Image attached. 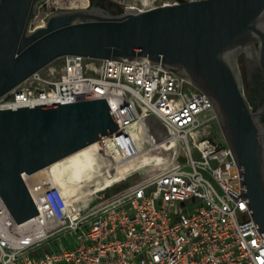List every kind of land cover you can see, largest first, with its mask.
Returning <instances> with one entry per match:
<instances>
[{
    "label": "built area",
    "instance_id": "2783aa9c",
    "mask_svg": "<svg viewBox=\"0 0 264 264\" xmlns=\"http://www.w3.org/2000/svg\"><path fill=\"white\" fill-rule=\"evenodd\" d=\"M97 98L118 126L96 148L135 157L131 124L147 118L145 136L160 130L145 146L175 139L172 159L86 208L43 174L23 172L37 213L16 222L0 197V264H264V232L241 196L239 167L211 132L213 105L185 78L147 60L64 54L3 93L0 108Z\"/></svg>",
    "mask_w": 264,
    "mask_h": 264
},
{
    "label": "water",
    "instance_id": "95a60500",
    "mask_svg": "<svg viewBox=\"0 0 264 264\" xmlns=\"http://www.w3.org/2000/svg\"><path fill=\"white\" fill-rule=\"evenodd\" d=\"M42 0H0V96L64 54L147 60L210 99L239 167L241 196L264 232V127L244 91L237 56L250 45L264 71V0H185L119 13L59 8L30 27ZM103 98L0 108V197L16 222L37 213L33 173L117 129Z\"/></svg>",
    "mask_w": 264,
    "mask_h": 264
},
{
    "label": "bare ground",
    "instance_id": "6f19581e",
    "mask_svg": "<svg viewBox=\"0 0 264 264\" xmlns=\"http://www.w3.org/2000/svg\"><path fill=\"white\" fill-rule=\"evenodd\" d=\"M78 1L81 7L86 3V0ZM148 122L149 120L144 118L143 120H135L131 124L132 133L140 152L133 158L120 160V151L116 146H109L108 149L96 148V143L93 141L67 153L61 159L40 168L33 174H43L48 181L57 184L66 197L78 201L79 198L84 199L91 196L95 190L113 184L123 178L127 172L137 170L151 161L157 162V165L162 168L172 159L173 152L168 159L142 161L149 154L147 152L149 149L143 145L145 140L144 125ZM108 138L109 136L106 137V139ZM170 142L176 145L175 139H171ZM167 143L169 142L163 143L162 146Z\"/></svg>",
    "mask_w": 264,
    "mask_h": 264
},
{
    "label": "rangeland",
    "instance_id": "374dc122",
    "mask_svg": "<svg viewBox=\"0 0 264 264\" xmlns=\"http://www.w3.org/2000/svg\"><path fill=\"white\" fill-rule=\"evenodd\" d=\"M113 4H116L119 8H125L127 5H133L139 8H146L147 6H149L150 4H156L158 2H160L161 0H110ZM89 0H86L85 5L86 6L88 4ZM75 3V4H74ZM77 0H42L36 9V14L35 16L32 18L31 22H30V27H34L38 24H42L46 18L47 15H49L50 13L54 12L55 10L59 9V8H76V7H81L80 3ZM71 4H73V7L71 6ZM244 91H246V88H244ZM156 130H151V132H147L146 136H145V140L143 145H146V139H153L157 140L159 138V128H155ZM212 134L214 137H217V139L224 144V138L221 134V131L219 129L218 124H215L212 129ZM174 143L173 142H169L167 144H165L164 146L160 147H155L152 148L150 150H147V152L149 153L147 156H145L142 160H164V159H168L172 156V152L174 149ZM179 159L183 160L184 156L182 153H180L179 155ZM167 164V163H166ZM165 164V165H166ZM164 165V166H165ZM161 167L157 165V162H149L141 167H139L137 170L134 171H130L127 172L125 174V176L121 179H119L118 181L114 182L113 184L105 187V188H101L98 191H95L94 193L91 194V196L87 197V198H79L80 200H78L76 203L78 206L82 207V208H86L89 205H91L92 203L96 202L97 200L104 198L110 194H112L113 192H115L116 190L120 189L121 187L127 185L129 182H132L134 180L139 179L141 176H144L146 174H150L152 172H155L157 170H159ZM90 181V180H89ZM88 182V181H87ZM85 184V183H83ZM85 186V185H83ZM63 244L67 245V239L66 238H62ZM48 247L50 248H56V244H49Z\"/></svg>",
    "mask_w": 264,
    "mask_h": 264
},
{
    "label": "flooded vegetation",
    "instance_id": "af4514ba",
    "mask_svg": "<svg viewBox=\"0 0 264 264\" xmlns=\"http://www.w3.org/2000/svg\"><path fill=\"white\" fill-rule=\"evenodd\" d=\"M182 2L185 0H176ZM83 7H96L104 12L112 14L119 13L125 8H119L110 0H89ZM243 88L253 109L257 110V120L264 127V71L255 57V47L250 45L246 51H242L237 56Z\"/></svg>",
    "mask_w": 264,
    "mask_h": 264
},
{
    "label": "trees",
    "instance_id": "16d2710c",
    "mask_svg": "<svg viewBox=\"0 0 264 264\" xmlns=\"http://www.w3.org/2000/svg\"><path fill=\"white\" fill-rule=\"evenodd\" d=\"M142 161H144V160H142Z\"/></svg>",
    "mask_w": 264,
    "mask_h": 264
}]
</instances>
